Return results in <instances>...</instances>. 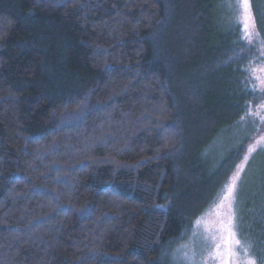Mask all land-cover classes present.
Masks as SVG:
<instances>
[{"label": "trees", "instance_id": "obj_1", "mask_svg": "<svg viewBox=\"0 0 264 264\" xmlns=\"http://www.w3.org/2000/svg\"><path fill=\"white\" fill-rule=\"evenodd\" d=\"M233 9L0 0V264H164L264 137ZM238 187L264 217V143Z\"/></svg>", "mask_w": 264, "mask_h": 264}, {"label": "rangeland", "instance_id": "obj_2", "mask_svg": "<svg viewBox=\"0 0 264 264\" xmlns=\"http://www.w3.org/2000/svg\"><path fill=\"white\" fill-rule=\"evenodd\" d=\"M234 7V22L237 23L238 10L236 5L240 0H231ZM250 4V14L254 25L251 26L250 46H255L254 65L251 66L253 73L258 76L264 73V43L260 42L259 31L255 24V18ZM242 26V24H240ZM258 89L264 88V79L257 83ZM264 115V101L251 110L250 116L259 117ZM264 134V131H263ZM260 140V141H259ZM264 143V137H255L248 144L252 149L245 153L242 161L236 166L225 188L219 193L213 204L194 223L189 236L182 241L176 250L163 257L164 264H226L227 256L221 259L222 252L213 250L211 241L206 244L204 237L207 234L212 237L216 245L222 246L225 235L223 225L229 220V205H232L235 214V226L241 245L232 255L233 264H248L249 259L255 264H264V217L249 216L242 213L237 201L238 184L241 182L250 156ZM233 191H229L233 188Z\"/></svg>", "mask_w": 264, "mask_h": 264}, {"label": "snow or ice", "instance_id": "obj_3", "mask_svg": "<svg viewBox=\"0 0 264 264\" xmlns=\"http://www.w3.org/2000/svg\"><path fill=\"white\" fill-rule=\"evenodd\" d=\"M238 10V19L237 23L242 24V38L243 39H250L251 38V26L254 25L252 20V16L250 14V4L249 0H240V2L236 5ZM233 188H230L229 191H233ZM229 220L227 224L223 225V229L225 235L223 237L224 243L222 246L216 245L215 242L212 240L211 236L207 234L204 237L205 243L208 244L210 241L212 243L213 250L222 252L221 259L223 256H227L226 264H233L232 262V255L234 254L235 250L240 247L241 241L239 239L238 233L236 231L235 226V214L232 208V205H229ZM248 264H255V261L249 259Z\"/></svg>", "mask_w": 264, "mask_h": 264}]
</instances>
